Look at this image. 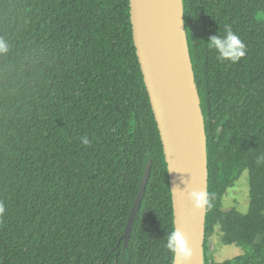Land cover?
Masks as SVG:
<instances>
[{
    "label": "trees",
    "instance_id": "1",
    "mask_svg": "<svg viewBox=\"0 0 264 264\" xmlns=\"http://www.w3.org/2000/svg\"><path fill=\"white\" fill-rule=\"evenodd\" d=\"M184 15L208 142L205 264H264V0H184ZM226 26L246 45L237 63L208 44ZM0 40V264H174L169 172L130 0H0ZM246 171L249 211L224 210ZM217 229V245L247 253L210 258Z\"/></svg>",
    "mask_w": 264,
    "mask_h": 264
},
{
    "label": "water",
    "instance_id": "2",
    "mask_svg": "<svg viewBox=\"0 0 264 264\" xmlns=\"http://www.w3.org/2000/svg\"><path fill=\"white\" fill-rule=\"evenodd\" d=\"M133 38L160 132L172 193L175 231L190 255L174 264H205L208 205L196 207L193 193L209 197L208 142L186 32L184 0H130ZM152 170L147 165L124 234L128 247Z\"/></svg>",
    "mask_w": 264,
    "mask_h": 264
},
{
    "label": "clouds",
    "instance_id": "3",
    "mask_svg": "<svg viewBox=\"0 0 264 264\" xmlns=\"http://www.w3.org/2000/svg\"><path fill=\"white\" fill-rule=\"evenodd\" d=\"M225 34L223 36L217 34L209 38V46L215 49L217 57L221 61H229L231 63L239 62L246 55V45L241 38L232 31L230 27H225ZM8 46L0 40V53L7 52ZM84 145L89 144L87 136L82 138ZM264 162V155L257 158V163ZM192 199L196 202V207L201 208L209 204V197L205 193L197 195L193 193ZM6 212V208L3 202H0V217ZM166 248L173 254H179L180 256L187 258L190 253L187 250L183 235L179 231H172L167 235Z\"/></svg>",
    "mask_w": 264,
    "mask_h": 264
},
{
    "label": "rangeland",
    "instance_id": "4",
    "mask_svg": "<svg viewBox=\"0 0 264 264\" xmlns=\"http://www.w3.org/2000/svg\"><path fill=\"white\" fill-rule=\"evenodd\" d=\"M250 207V187H249V173L244 172L237 180L235 187L228 190L226 197L223 200L224 210L236 209L237 211L246 214ZM220 231L217 229L216 234L209 239V251H207L216 262H224L238 256H243L247 252L235 245L220 246L218 244V235Z\"/></svg>",
    "mask_w": 264,
    "mask_h": 264
}]
</instances>
